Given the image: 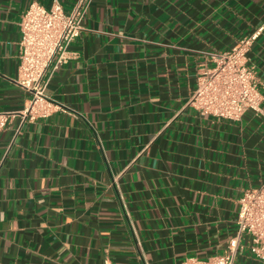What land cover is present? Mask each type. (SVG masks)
<instances>
[{
  "label": "crops",
  "instance_id": "1",
  "mask_svg": "<svg viewBox=\"0 0 264 264\" xmlns=\"http://www.w3.org/2000/svg\"><path fill=\"white\" fill-rule=\"evenodd\" d=\"M0 0V264H183L230 253L244 191L264 186V115L197 110L198 77L260 27L264 0H93L47 96L24 115L20 23ZM70 12L77 0H57ZM264 107V102H263ZM233 264H264L243 236Z\"/></svg>",
  "mask_w": 264,
  "mask_h": 264
},
{
  "label": "built area",
  "instance_id": "2",
  "mask_svg": "<svg viewBox=\"0 0 264 264\" xmlns=\"http://www.w3.org/2000/svg\"><path fill=\"white\" fill-rule=\"evenodd\" d=\"M93 0H77L70 12L59 1L50 8L33 2L20 23V67L18 83L32 93L24 115L30 119L49 117L59 105L47 96L48 86L60 67L69 60V48L83 30V22ZM263 27L240 40L228 51L208 55L214 65L201 73L190 104L216 117L239 121L253 111L264 115V96L259 90L255 70L249 65V52ZM10 114L0 113V131ZM237 218L238 234L230 242V253L206 261L187 258L183 264H233L243 236L250 237L251 249L264 263V186L244 191ZM105 264H114L107 261Z\"/></svg>",
  "mask_w": 264,
  "mask_h": 264
}]
</instances>
